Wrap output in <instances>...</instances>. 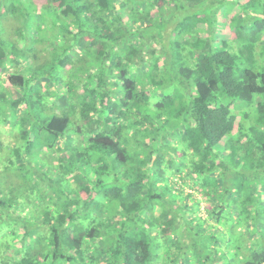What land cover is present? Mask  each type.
I'll list each match as a JSON object with an SVG mask.
<instances>
[{
    "label": "trees",
    "instance_id": "16d2710c",
    "mask_svg": "<svg viewBox=\"0 0 264 264\" xmlns=\"http://www.w3.org/2000/svg\"><path fill=\"white\" fill-rule=\"evenodd\" d=\"M0 264H264V0H0Z\"/></svg>",
    "mask_w": 264,
    "mask_h": 264
},
{
    "label": "rangeland",
    "instance_id": "374dc122",
    "mask_svg": "<svg viewBox=\"0 0 264 264\" xmlns=\"http://www.w3.org/2000/svg\"><path fill=\"white\" fill-rule=\"evenodd\" d=\"M2 74H6V73H2ZM205 202L204 203H202V207L204 208L205 207ZM206 213H204L203 215H205Z\"/></svg>",
    "mask_w": 264,
    "mask_h": 264
}]
</instances>
